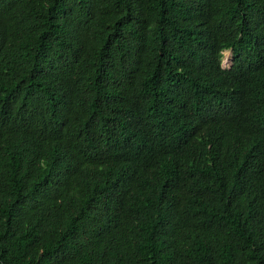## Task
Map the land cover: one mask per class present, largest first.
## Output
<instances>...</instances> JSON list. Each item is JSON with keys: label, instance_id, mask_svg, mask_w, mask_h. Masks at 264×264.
I'll return each instance as SVG.
<instances>
[{"label": "trees", "instance_id": "16d2710c", "mask_svg": "<svg viewBox=\"0 0 264 264\" xmlns=\"http://www.w3.org/2000/svg\"><path fill=\"white\" fill-rule=\"evenodd\" d=\"M0 264H264V0H0Z\"/></svg>", "mask_w": 264, "mask_h": 264}, {"label": "clouds", "instance_id": "9594fccd", "mask_svg": "<svg viewBox=\"0 0 264 264\" xmlns=\"http://www.w3.org/2000/svg\"><path fill=\"white\" fill-rule=\"evenodd\" d=\"M226 52L228 53L227 56H225ZM219 55L221 57L219 61L220 68L221 70H226L229 67L230 63L232 62L231 60L233 57L231 55V51L229 49H221Z\"/></svg>", "mask_w": 264, "mask_h": 264}, {"label": "rangeland", "instance_id": "374dc122", "mask_svg": "<svg viewBox=\"0 0 264 264\" xmlns=\"http://www.w3.org/2000/svg\"><path fill=\"white\" fill-rule=\"evenodd\" d=\"M230 51H231V55H232V50L231 49H229ZM228 55V53L226 52L225 53V56H227ZM232 61V60H231ZM231 64V63H230Z\"/></svg>", "mask_w": 264, "mask_h": 264}, {"label": "water", "instance_id": "95a60500", "mask_svg": "<svg viewBox=\"0 0 264 264\" xmlns=\"http://www.w3.org/2000/svg\"><path fill=\"white\" fill-rule=\"evenodd\" d=\"M232 50V49H231Z\"/></svg>", "mask_w": 264, "mask_h": 264}]
</instances>
